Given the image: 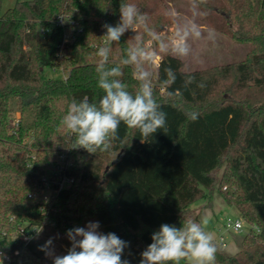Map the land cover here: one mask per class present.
Here are the masks:
<instances>
[{"label":"trees","instance_id":"16d2710c","mask_svg":"<svg viewBox=\"0 0 264 264\" xmlns=\"http://www.w3.org/2000/svg\"><path fill=\"white\" fill-rule=\"evenodd\" d=\"M4 1L0 252L11 255L13 264H44L47 256L40 246L50 238L54 244V236L63 238L69 229L95 219L102 233H115L128 242L122 259L139 264L141 252L162 224L180 227L186 220L199 221V214L187 211L200 200L212 207L217 192L250 229L235 255L219 248L215 264H264V0H196L205 1L220 17L222 22L215 25L220 33L250 45L247 57L185 73L181 59L164 55L156 69L157 85L167 79L166 68L176 74L170 88L155 91L167 115L166 131L158 130L142 143L138 130L121 123L111 150L96 154L69 148L60 121L73 100L87 96L98 103L104 95L97 85L95 53L102 44V25L119 20L120 0H17L3 12ZM131 43L125 34L112 45L118 52L116 59L110 54V66L118 64ZM47 70L66 76L52 79ZM122 71L120 79L134 93L138 82L133 69L122 66ZM188 76L195 79L185 87ZM179 102L205 110L192 120ZM16 110L21 119L13 129L9 117ZM67 161L73 167L67 168ZM64 175L75 177L74 185L54 201L56 212L40 213L29 194L43 187L44 178L53 181ZM47 215L55 227H46L29 244L16 237L22 226L41 225ZM63 240L71 247L67 237Z\"/></svg>","mask_w":264,"mask_h":264},{"label":"clouds","instance_id":"9594fccd","mask_svg":"<svg viewBox=\"0 0 264 264\" xmlns=\"http://www.w3.org/2000/svg\"><path fill=\"white\" fill-rule=\"evenodd\" d=\"M118 11L119 20L115 25H102L105 30L100 36L102 44L95 53L99 58L95 66L97 85L104 95L98 103L90 102L87 96L80 101L73 100L60 121L71 141L69 148H82L89 154L111 150L121 123L129 129L138 130L142 143L158 130L166 131L167 115L157 102L155 77L151 69L162 52L178 58L188 57L192 51L190 40L201 35L197 27L190 23L177 25L171 34H166V30L157 32L149 25L147 13L126 0H120ZM171 15L176 14L173 12ZM141 30L143 35L138 34ZM129 32L134 34L130 37L132 43L124 49V56L118 64L110 66L112 45L119 43ZM122 66L133 69V79L138 82L134 93L120 79ZM165 73L167 79L160 82L161 91H166L176 80L171 68H166ZM194 79L188 76L185 87ZM189 115L192 120L198 118L195 112ZM207 223V219L202 217L199 221H183L180 227L162 224L152 234V243L141 252L139 264H181V261L187 264H215L219 247L213 234L206 230ZM99 227V222H89L85 227L69 229L66 236L71 247L65 255H55L51 238L39 250L51 257L53 264H129L128 260L122 259L128 242L115 233L98 231ZM0 264H3L2 254Z\"/></svg>","mask_w":264,"mask_h":264},{"label":"rangeland","instance_id":"374dc122","mask_svg":"<svg viewBox=\"0 0 264 264\" xmlns=\"http://www.w3.org/2000/svg\"><path fill=\"white\" fill-rule=\"evenodd\" d=\"M240 1L241 0H237V3ZM16 2L17 0H5L3 3V12L13 8L16 5ZM131 3L136 4L143 12L147 13L149 17V25L157 32H165L166 30V34H171L175 31L177 25H183L186 23L194 24L197 27L201 35L198 38H193L190 40L192 49L191 54L188 57L179 58L183 62V72L185 73L203 71L209 68H216L218 66L227 64H235L243 61L250 52L249 44L235 42L216 29L215 25L221 23L222 21L217 14L213 13L208 8V6H206L205 1L132 0ZM173 12H175V16L171 15ZM126 34H128L129 38L134 35L131 32ZM138 34L143 35L142 30ZM117 52L118 50L114 49L110 52V54L111 56L114 55L113 58H115ZM166 54L170 53H159L157 59L162 58ZM151 70L154 74L156 73L154 65ZM46 74L49 78L57 80L66 76V73L62 71L53 72L47 70ZM178 106L189 113H196L205 110V106L187 105L183 102H179ZM18 114V110L13 112L9 117L10 122L16 118ZM224 161L222 164V169H224L226 166ZM222 169L221 172L218 173L219 177L222 175ZM207 204V200H200L191 206V208L187 211V214L190 215V212L194 211V209ZM220 204L221 203H217L214 210L211 208H209L211 210H205L202 213L201 218L205 217L207 219L208 223L206 225V230L213 234L218 247H221L220 237L223 236L226 238L227 247L222 248V250L224 252L226 251L227 254H231L235 252L234 249H240L242 240L248 233L250 227L245 224L244 230L241 234L226 231L225 224L227 220L241 219V215L236 208L229 206L226 207L225 205ZM89 222H96V220L90 219L82 227H85ZM98 231L101 232L100 227ZM65 237L67 236L63 235V238ZM63 238L54 236V244L52 247L54 248L55 255H65L70 248ZM67 240L69 239L67 238ZM44 264H53L52 258L47 257V260Z\"/></svg>","mask_w":264,"mask_h":264},{"label":"built area","instance_id":"2783aa9c","mask_svg":"<svg viewBox=\"0 0 264 264\" xmlns=\"http://www.w3.org/2000/svg\"><path fill=\"white\" fill-rule=\"evenodd\" d=\"M60 25H64V20H60L59 22ZM44 34V32L42 31ZM162 61V58H158L154 64L155 70L159 67L160 63ZM154 83L156 84V87L159 88L160 90V85H157L156 83V73L154 74ZM161 91V90H160ZM162 93L164 91H161ZM21 116L18 114L16 118H14L11 122V128L17 129L19 127ZM61 159L65 161L66 155L63 153L61 155ZM67 168L73 167V163L70 161H67L66 164ZM75 183V177L71 176H57V178L53 181H49L48 179L44 178L43 179V187L40 189H35L29 194V198L35 201L38 204V210L42 214H49V213H54L56 212V208H54V201L59 197V195L66 191L69 190ZM245 222L244 219H228L226 224H225V230L228 232H234L236 234H241L244 230ZM56 222L53 218L49 217L47 215L45 221L41 225H33V226H22L16 234V237L21 239L25 244L31 243L37 236H39L43 230L46 227H55ZM254 230L256 232H260V230L256 227H254ZM226 238L221 236L220 237V249L226 248L227 247V242ZM3 256V264H13V259L12 256L0 252Z\"/></svg>","mask_w":264,"mask_h":264},{"label":"crops","instance_id":"0c3cea01","mask_svg":"<svg viewBox=\"0 0 264 264\" xmlns=\"http://www.w3.org/2000/svg\"><path fill=\"white\" fill-rule=\"evenodd\" d=\"M217 203H221L222 205H225L226 207L228 206L226 203H225V201L223 200V198L217 193V192H214L213 193V197H212V207H207V205H205V206H201V207H199V208H197V209H194V211H192V212H190L191 214H199V220H200V218H201V215H202V213L205 211V210H207V209H209V208H211V209H213L214 210V208L216 207V204ZM220 204V205H221ZM211 209H209V210H211ZM235 250V252H233V253H229L228 255H235L239 250L236 248V249H234ZM226 252V251H225Z\"/></svg>","mask_w":264,"mask_h":264}]
</instances>
